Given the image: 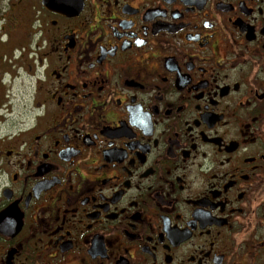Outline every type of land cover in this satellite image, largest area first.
Instances as JSON below:
<instances>
[{
  "label": "flooded vegetation",
  "instance_id": "1",
  "mask_svg": "<svg viewBox=\"0 0 264 264\" xmlns=\"http://www.w3.org/2000/svg\"><path fill=\"white\" fill-rule=\"evenodd\" d=\"M0 264H264V0H0Z\"/></svg>",
  "mask_w": 264,
  "mask_h": 264
}]
</instances>
